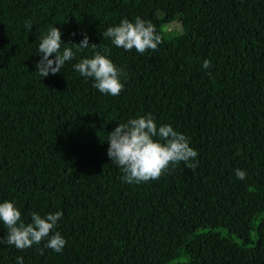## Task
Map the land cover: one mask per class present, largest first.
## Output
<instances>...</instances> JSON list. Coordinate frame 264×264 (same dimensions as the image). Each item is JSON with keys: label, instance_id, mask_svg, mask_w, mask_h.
<instances>
[{"label": "trees", "instance_id": "1", "mask_svg": "<svg viewBox=\"0 0 264 264\" xmlns=\"http://www.w3.org/2000/svg\"><path fill=\"white\" fill-rule=\"evenodd\" d=\"M137 16L161 35L156 50L103 37ZM176 19L190 34L166 28ZM49 25L75 56L42 78L34 65ZM82 34L93 45H71ZM93 51L123 70L118 95L73 70ZM146 114L182 132L197 157L128 184L107 133ZM0 200L25 222L62 211L50 234L66 240L59 253L43 240L0 244V264H264V0H0Z\"/></svg>", "mask_w": 264, "mask_h": 264}, {"label": "clouds", "instance_id": "2", "mask_svg": "<svg viewBox=\"0 0 264 264\" xmlns=\"http://www.w3.org/2000/svg\"><path fill=\"white\" fill-rule=\"evenodd\" d=\"M111 44L125 51L135 49L143 54L146 49L156 50L161 43V35L155 26L139 16L134 20L120 19L119 23L108 26L102 33ZM62 32L58 27L49 25L44 35L38 37L35 71L45 78L50 74H57L66 62L73 60L75 52L71 47L62 45ZM65 45L70 43L63 42ZM80 49L90 45L87 34H82L78 44ZM208 59L202 61L201 66L207 69ZM72 68L85 79L91 78L92 86L99 93L110 96L118 95L124 87L122 77L124 72L116 66L106 54L93 51L90 57L79 59L72 64ZM106 155L112 164L120 168L123 175L121 181L128 184H139L150 179H157L169 164L181 163L190 167V161L195 160L197 152L190 147L189 140L182 133L174 130L170 124H158L154 118L146 114L136 118H128L125 122H118L114 129L107 133ZM237 180L246 178V171L234 169ZM62 216V211L30 213V220L21 219V211L13 201L0 200V226L5 229L0 236V244L12 245L16 249H25L33 244L44 241V247L54 252H61L66 240L60 232H51ZM14 264H24L21 256L15 257Z\"/></svg>", "mask_w": 264, "mask_h": 264}, {"label": "rangeland", "instance_id": "3", "mask_svg": "<svg viewBox=\"0 0 264 264\" xmlns=\"http://www.w3.org/2000/svg\"><path fill=\"white\" fill-rule=\"evenodd\" d=\"M166 28L170 31H177L181 36L185 37L191 32V24L187 20L176 19L170 22Z\"/></svg>", "mask_w": 264, "mask_h": 264}]
</instances>
